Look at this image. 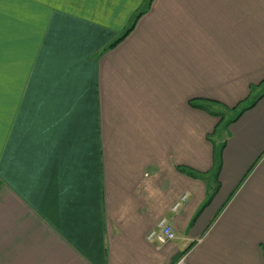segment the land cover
<instances>
[{"label": "crops", "instance_id": "0c3cea01", "mask_svg": "<svg viewBox=\"0 0 264 264\" xmlns=\"http://www.w3.org/2000/svg\"><path fill=\"white\" fill-rule=\"evenodd\" d=\"M146 1L0 0V264H264V0Z\"/></svg>", "mask_w": 264, "mask_h": 264}, {"label": "built area", "instance_id": "2783aa9c", "mask_svg": "<svg viewBox=\"0 0 264 264\" xmlns=\"http://www.w3.org/2000/svg\"><path fill=\"white\" fill-rule=\"evenodd\" d=\"M188 195L185 194L178 199V201L172 206L171 211L175 214L179 213L183 203L187 200ZM176 238V233L166 218H161L155 225V227L148 232L146 235V241L153 245L155 248L159 249ZM189 248L185 249L178 259L172 264H186V258L188 254Z\"/></svg>", "mask_w": 264, "mask_h": 264}, {"label": "rangeland", "instance_id": "374dc122", "mask_svg": "<svg viewBox=\"0 0 264 264\" xmlns=\"http://www.w3.org/2000/svg\"><path fill=\"white\" fill-rule=\"evenodd\" d=\"M263 85H264V83H263ZM256 89H257V87L254 88V91L252 93H262L264 91V86L262 87V92H260V91H258ZM242 109H243V106H241L240 108H238L237 110H234V111L233 110H231V111L227 110L230 113L226 112L224 114L220 112V109L218 111H215V117L217 118L218 125L220 126V127L218 126V129L216 130L217 134L215 136V140H216L217 144H218L219 139H221L223 137V132L225 133V129H226L227 125H229V123H231V121H233L234 119H236L239 116V114L241 113ZM216 113H220V115H217ZM209 137L210 138L213 137V134H211ZM220 147L221 146H219V145H217V147H216V160L218 159V155H219V152H220ZM259 157H255L253 159V161L251 163H249V166H247V168L243 172V174L234 183V185L232 187V190L224 198V203L228 202L230 197L232 196V194L243 184V182H244L243 180L245 178V175L251 170V168H253V166H255L257 164V161H258ZM213 189H214V186L211 187V190L209 192L210 196L213 194Z\"/></svg>", "mask_w": 264, "mask_h": 264}, {"label": "trees", "instance_id": "16d2710c", "mask_svg": "<svg viewBox=\"0 0 264 264\" xmlns=\"http://www.w3.org/2000/svg\"><path fill=\"white\" fill-rule=\"evenodd\" d=\"M153 0H147L145 3H144V5L138 10V12L136 13V15L134 16V18H133V20H132V22H131V24L129 25V27L127 28V30L120 36V37H118L116 40H114L108 47H106V49L104 50V51H108V50H112V49H114L116 46H118L122 41H124L126 38H127V36L133 31V29H134V27H135V24H136V22L149 10V8H150V6H151V2H152ZM264 83V81L263 82H261L260 84H258V85H251L250 86V89H249V95H248V97H246L243 101H241L240 103H238L236 106H234V107H232V108H228L227 109V107H225L227 110H237L239 107H240V105L242 104V103H244V102H246L247 100H249V97L251 96V94H252V92L254 91V88H256V87H259V86H261L262 84ZM219 106H222L220 103H217ZM202 108H204L203 106H202ZM247 108H243L242 110H241V113L242 112H244L245 110H246ZM213 115H215V113H213V112H211ZM240 113V114H241ZM217 115H220V113H216ZM239 114V115H240ZM222 115V114H221ZM232 122V121H231ZM178 169L181 171V172H183V173H185L186 175H188V176H192V177H194V176H196V172H194L193 170H191V169H189V168H187V167H178ZM216 186H218V182H217V185ZM190 249V248H189Z\"/></svg>", "mask_w": 264, "mask_h": 264}]
</instances>
